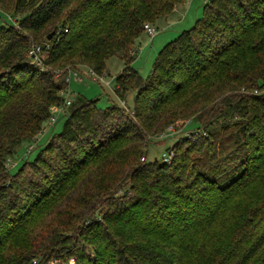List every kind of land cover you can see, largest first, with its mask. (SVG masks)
<instances>
[{"label": "trees", "instance_id": "obj_1", "mask_svg": "<svg viewBox=\"0 0 264 264\" xmlns=\"http://www.w3.org/2000/svg\"><path fill=\"white\" fill-rule=\"evenodd\" d=\"M184 1L0 0L15 18L0 25V264H264V0H208L144 77V24ZM45 41L41 70L28 51ZM112 56L132 106L75 93L11 173L7 158L63 103L65 73H108ZM185 118L171 161L149 160Z\"/></svg>", "mask_w": 264, "mask_h": 264}, {"label": "rangeland", "instance_id": "obj_2", "mask_svg": "<svg viewBox=\"0 0 264 264\" xmlns=\"http://www.w3.org/2000/svg\"><path fill=\"white\" fill-rule=\"evenodd\" d=\"M203 0H186L183 4L179 5L180 12H173L170 16L174 20L173 23H177L174 26H167L165 23V18H159L155 23L158 27V35L152 38L144 31L139 35V40L141 41V48L137 57L133 60L132 66L139 70V72L146 77L150 71L153 60L158 53V51L163 47L165 43L177 37L180 31L189 28L196 18L200 17L202 14ZM190 7V10L187 11ZM186 11H185V10ZM183 10L186 15L183 17ZM184 13V14H185ZM180 17V18H179ZM15 20V18H13ZM12 18L0 10V25L8 24L13 22ZM165 41V42H163ZM123 65V61L118 56H112L107 61L108 72L112 79V87L101 85L99 82L91 79L90 77H85L83 81L77 80V78L72 74L73 70L69 72V91L74 95L75 93H80L87 98H98V105L103 107L108 103L114 101L117 104H126L131 107L133 103V96L130 93L126 97L125 103L120 100L113 91V86L115 85V74L120 71V66ZM80 70H83L80 69ZM59 109L54 107L52 109V114L57 116V119L52 124L44 123V128L33 138L30 142H23L20 144L15 152L7 158L6 164L11 173L15 172L18 166L22 163L25 158L32 159L42 145L49 139V137L54 133L58 132L63 124L64 117L59 115ZM184 120V124L178 126L176 131L171 136H166L165 138L160 137V140H153L148 145V159H160L162 153L166 152L167 148L170 147L174 141L180 136L187 135L193 127V122L189 118L179 119Z\"/></svg>", "mask_w": 264, "mask_h": 264}, {"label": "built area", "instance_id": "obj_3", "mask_svg": "<svg viewBox=\"0 0 264 264\" xmlns=\"http://www.w3.org/2000/svg\"><path fill=\"white\" fill-rule=\"evenodd\" d=\"M144 28L146 30V32L150 35L153 36L156 32L157 29L150 23H145L144 24ZM50 47V43L48 41H45L43 43H35L33 44L29 51H28V55L31 58L32 62H34L35 64H37L38 66H41V70H44L43 68V59L48 51ZM70 70H73V75L77 78V80L79 81H83L85 77H90L91 79L99 82L102 85H106V86H110L111 85V77L110 74H108L107 72H102V73H97L96 71H94L92 68L90 67H84L83 70H80L78 68H70L64 75V78L67 82H69V72ZM64 95V101L63 103L58 106L57 108L59 109V113L63 110V106L65 104H70V102L73 100L74 95L69 91V88L63 92ZM57 119L56 115H51L50 118L48 119V123L52 124L53 122H55ZM184 120H177L171 124H169L166 129L164 130V132H162L160 134V137H165V136H172V134L176 131V128L178 126L183 125ZM172 152L169 150H166V152L162 153V160L166 161V162H170L171 158H172Z\"/></svg>", "mask_w": 264, "mask_h": 264}, {"label": "crops", "instance_id": "obj_4", "mask_svg": "<svg viewBox=\"0 0 264 264\" xmlns=\"http://www.w3.org/2000/svg\"><path fill=\"white\" fill-rule=\"evenodd\" d=\"M186 1V0H185ZM184 1V2H185ZM188 1H190V0H188ZM208 0H203V3L205 4L206 2H207ZM183 2V3H184ZM183 3H180V4H177L176 5V7L174 8V10H173V12H179V13H181L180 12V8L179 7H181V6H179V5H181V4H183ZM185 10V9H184ZM183 10V12L185 13V11L187 10V11H189L190 10V7H188V9H186L185 11ZM172 12V13H173ZM171 13V14H172ZM183 13V17L185 18V15H186V13L184 14ZM170 14V15H171ZM170 15H168L167 17H164L165 18V24L167 25V26H169V25H171V26H174L175 24L177 25V23L175 22V23H173L174 22V20H177V19H172L171 18V16ZM180 18V17H179ZM153 26L157 29V32L153 35V36H150L149 35V37L150 38H152V40L154 39V37L155 36H157L158 35V27L156 26V24H153ZM147 33V32H146ZM163 42H165V41H163ZM136 48L138 49V52H137V54L139 53V49L141 48V41L139 40V37L137 38V42H136ZM137 57V55L135 56V58ZM122 67H123V65L121 64V66H120V70L122 69ZM109 71V70H108ZM109 73V72H108ZM110 74V73H109ZM111 79V78H110ZM115 86V85H114ZM113 86V87H114ZM111 87H112V79H111ZM132 96L134 97V95L132 94Z\"/></svg>", "mask_w": 264, "mask_h": 264}, {"label": "water", "instance_id": "obj_5", "mask_svg": "<svg viewBox=\"0 0 264 264\" xmlns=\"http://www.w3.org/2000/svg\"><path fill=\"white\" fill-rule=\"evenodd\" d=\"M50 37H51V34H49L47 38L49 39Z\"/></svg>", "mask_w": 264, "mask_h": 264}]
</instances>
